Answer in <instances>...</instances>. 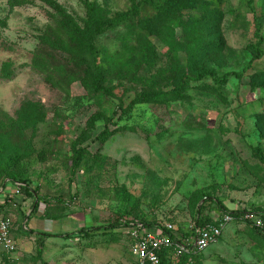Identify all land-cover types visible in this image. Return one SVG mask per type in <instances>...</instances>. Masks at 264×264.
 <instances>
[{
    "label": "rangeland",
    "instance_id": "obj_1",
    "mask_svg": "<svg viewBox=\"0 0 264 264\" xmlns=\"http://www.w3.org/2000/svg\"><path fill=\"white\" fill-rule=\"evenodd\" d=\"M88 1L109 17L130 15L96 39L106 92L77 80L86 63L57 34L58 22L84 25V0H0V204L6 198L19 204L0 212L12 222L16 242L14 253L0 248V264H136L127 228H104L119 216L122 223L152 224L150 231L172 223L177 236L187 238L198 216H223L218 201L229 211L264 213V86H255L264 54L255 60L253 53L256 44L264 52V0H200L140 47L138 33L150 24L153 0ZM211 13L218 16L202 27ZM198 30L210 45L200 48ZM111 54L118 63L112 72L105 62ZM48 68L60 85L46 80ZM209 68L218 76H242L219 93L207 78L192 80L168 103H133L174 89L183 72L194 78ZM7 69L11 76L2 78ZM112 117L116 125L107 121ZM106 125L116 132L102 142ZM74 148L83 149L75 170ZM8 172L54 198L48 207L41 204L28 228L73 233L92 227L90 237L46 239L39 259L23 220L32 202L14 185L3 189ZM48 208L57 220L39 218ZM171 264H264V233L234 218L201 255Z\"/></svg>",
    "mask_w": 264,
    "mask_h": 264
},
{
    "label": "trees",
    "instance_id": "obj_2",
    "mask_svg": "<svg viewBox=\"0 0 264 264\" xmlns=\"http://www.w3.org/2000/svg\"><path fill=\"white\" fill-rule=\"evenodd\" d=\"M252 1V0H250ZM201 2L200 0H179L176 4L175 0H153L149 2V6L152 7L154 14L150 21V24L146 23L143 25L141 31L138 33L137 37V47L143 46L148 41V35L150 36H157L159 37L163 30L171 28V24L174 25L177 21V15L180 14V10H187L192 9L195 7L194 3ZM84 5L86 9V15L84 19V25L81 26L79 24H76L72 21L67 22L64 20V22H58V26L60 29L57 30L58 36L63 39L64 35L65 38L62 41L63 44L68 47L71 45H75V47H71L70 50L74 53V55H79L83 61L86 63V69L83 72L82 75L77 77V80L80 81V83L86 87L89 90H92L94 92H106V88L103 86L104 81L107 77V72L102 69L99 65V49L96 45V39L98 36L113 30L126 22L129 19L128 13H118L114 17H109L108 15L104 14L99 5L95 2H90L88 0H84ZM140 11V7L137 4H133V10L132 14H138ZM218 16L216 13H211L206 18L204 17V21L201 24L202 27L205 28L204 22L208 23V21H211L215 19ZM202 21V20H200ZM198 38L201 41L200 48L205 46L206 44L210 45V42L207 41L208 36L201 34V31L198 30ZM74 41H77V43H74ZM117 54H120V56L123 54L122 51H117ZM253 53H254V59L259 60L263 57L264 52L262 49L259 48V45L256 44L253 47ZM114 54L109 55L106 57L105 62L109 63L108 65L111 68V72L114 70H117V62L113 61ZM115 56V55H114ZM116 57V56H115ZM122 57V56H121ZM123 58V57H122ZM126 63L124 64H130L129 59H125ZM128 61V62H127ZM7 66V64H6ZM3 71V70H2ZM43 71L46 74V80L53 84L54 86L60 85V81L54 76V73L50 71V69H43ZM63 72V71H62ZM10 70L7 69L6 73L2 75V78H9ZM241 74L236 73H225L222 76H218L217 72L214 69H202L199 70L196 73V77H189V74L186 72H183L181 75V81L178 85H175L174 89L169 91H159L154 95H142L140 98L135 99L133 103L135 104H142V103H148L153 102L157 104H164L168 103L169 97L173 98L175 97V94H179L182 91H184L185 85L188 86V83L192 80L195 81H201L207 78L213 79L217 83V87L214 88V92L219 93L221 88L225 86L231 78H241ZM261 78L257 79L256 87H263L264 86V73H260ZM110 123H113V125H116L117 123H114L113 117L109 118L107 120ZM109 125V124H108ZM106 125L105 129L100 133L98 136L102 142L106 141L110 136L114 135L115 131L109 130V126ZM128 128V127H127ZM83 153V149L81 148H74V163L73 167L74 170L77 169V167L81 163V156ZM11 162L8 163V166H10ZM9 173V172H8ZM10 181L9 183H6L4 185H1L3 189L7 188L9 184L14 185L15 188H19V194L23 195L25 199L31 200L32 208L30 209L31 214L23 215V220L25 221L24 228L28 230V233L31 235H34L35 241L37 242V248L36 253L37 257L39 259H42L43 255V249L42 245L45 243L46 239L49 238H72V237H90V230H92V227H82L81 229L75 231V232H65V233H49V232H36L33 229L28 228V224L30 222V219L39 211V207L41 204L46 203L47 207L49 206V203H51L50 200H54V198H48L43 197L39 195V187H31L29 179L25 177H20L17 174L9 173ZM11 197V196H10ZM200 200H203L208 198L206 192H200ZM13 202L14 206H18L19 204L16 202V200L13 201V199L6 198L3 202V204H0V212H7V209L10 208V203ZM220 207L223 211V213H229L232 218L240 219L243 218L244 220L251 223L252 227L255 228V230L264 233V230L260 231L258 230L253 222L245 217L246 212L240 211V210H234L229 211L224 205L220 203ZM13 206V205H12ZM46 207V208H47ZM202 206H199V210L202 209ZM50 210L49 208L43 212V214L40 216L41 219L46 220H57L59 216H55V214H50L48 212ZM263 213V212H262ZM200 215V214H199ZM200 217V218H199ZM122 217H117L112 223H110L109 226H104L105 229H115V228H124L127 227L130 224V221H124L122 223ZM207 223H213V220L210 218L203 219L201 216H198V219H195V226H203ZM143 226H153L152 224L146 223ZM148 228V227H147ZM203 252H191V253H185L181 257L183 259H189L194 256L201 255ZM168 249L162 251L159 253V257L161 259L162 264H171L172 262L168 260ZM44 263V261H43Z\"/></svg>",
    "mask_w": 264,
    "mask_h": 264
},
{
    "label": "built area",
    "instance_id": "obj_3",
    "mask_svg": "<svg viewBox=\"0 0 264 264\" xmlns=\"http://www.w3.org/2000/svg\"><path fill=\"white\" fill-rule=\"evenodd\" d=\"M15 192L19 194V188H16ZM40 208L41 205L39 210ZM245 217L251 220L258 230H264V213H247ZM212 220L213 223L195 226L191 236L187 238L178 237L172 223L157 225L153 231L139 223L132 222L124 228H127L130 236V251L136 264H162L159 253L166 249H168L167 258L171 262L185 253L204 252L219 240L233 218L229 213H224L222 217ZM12 229V222L9 219L0 218V248L6 253L16 251Z\"/></svg>",
    "mask_w": 264,
    "mask_h": 264
},
{
    "label": "crops",
    "instance_id": "obj_4",
    "mask_svg": "<svg viewBox=\"0 0 264 264\" xmlns=\"http://www.w3.org/2000/svg\"><path fill=\"white\" fill-rule=\"evenodd\" d=\"M37 217V216H36ZM40 218V217H39ZM41 219V218H40ZM43 220H45V221H55V220H46V219H43ZM33 230H35V229H33ZM37 231V230H36ZM64 230H62L61 232H52V233H54V234H57V233H65L66 231H64ZM50 233V232H49ZM59 238H63V237H59ZM55 245V244H54Z\"/></svg>",
    "mask_w": 264,
    "mask_h": 264
}]
</instances>
